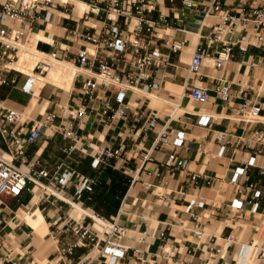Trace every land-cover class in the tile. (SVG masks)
Listing matches in <instances>:
<instances>
[{
    "label": "crops",
    "instance_id": "1",
    "mask_svg": "<svg viewBox=\"0 0 264 264\" xmlns=\"http://www.w3.org/2000/svg\"><path fill=\"white\" fill-rule=\"evenodd\" d=\"M75 3L74 14L81 15L87 5ZM150 16L155 18L157 12ZM185 16L171 19L153 39L151 48L169 54L168 63L150 68L149 82L158 83V87L129 92L126 115L109 123L96 117L89 106L109 103L116 107L113 88L100 86L94 105L89 104L83 114L77 112L85 102L82 75L73 62L87 42L65 33L62 24L56 23L59 15L55 11L49 24L36 26L11 73L17 77L16 85L3 86L0 95L6 105L21 112L20 125L25 131L43 112L58 115L55 126L45 128L41 138L27 147L28 158L39 160L38 169L73 171L65 191L71 198L81 175L94 179L92 191H84L81 201L127 229L121 239L127 249L112 261L111 254L100 251L112 235L99 233L100 246H78L59 261L58 248L77 238L54 226L55 220L65 217L68 205L53 203V197L41 198L42 190L36 186L33 194L24 191L16 198H1L2 234L10 235V244H19L22 264H264V36L259 41L251 35L252 45L245 50L235 46L230 60L216 68L214 57L220 45L209 44L215 18L191 11ZM176 41L184 42V48L172 52L170 44ZM198 43L206 56L199 73L192 75L189 68ZM40 61L50 64L44 75L36 74ZM28 81L31 92L25 88ZM226 83L230 84L228 100L219 94V87ZM193 84L208 89L207 102H197L189 95ZM242 86L247 88L246 96L262 106L259 120L252 123L241 117ZM154 114L158 124L149 128ZM201 115L210 116L208 125L199 124ZM62 119L73 123L80 133L78 142L65 139L57 130ZM164 129L170 136L182 133L183 145L162 144L159 135ZM220 131L228 132L230 144L220 141ZM100 147H111L117 155L94 167L93 158ZM172 152L187 160V169L166 164ZM251 158L252 165L248 164ZM237 170L240 173L234 180ZM192 174L197 178L192 179ZM9 197L12 201L6 202L4 198ZM235 200L241 203L239 207ZM193 201L197 221L187 210ZM81 210L80 204H75L72 212L76 215ZM87 212L93 215L91 210ZM196 224L203 229L201 238L193 232ZM95 227L103 229L100 223ZM228 235L234 238L229 246Z\"/></svg>",
    "mask_w": 264,
    "mask_h": 264
},
{
    "label": "built area",
    "instance_id": "2",
    "mask_svg": "<svg viewBox=\"0 0 264 264\" xmlns=\"http://www.w3.org/2000/svg\"><path fill=\"white\" fill-rule=\"evenodd\" d=\"M87 5V9L81 15H75V0H0V90L6 85H16L17 77L11 75L15 70V64L19 60L20 52L24 44L28 43L36 26L46 25L51 22L52 11L59 15L56 23L62 24L64 32L69 33L79 40L87 42V47L79 49L77 58L73 62L77 71L82 75L81 96L85 105L78 114L86 112L88 105L97 99V91L100 86L115 90L116 107L109 103L95 108L89 106L91 112L104 122H113L126 115L129 107L128 93L134 90L148 91L158 87V83L149 82L152 74L151 67H159L168 63L169 54L163 53L158 47H152L153 39L159 37V28L170 24L171 19L185 18L186 11L194 14H203L204 17L215 18L212 25L209 44H218L217 54L214 57V65L221 68L229 61L235 46L247 49L252 45L251 35L258 40L264 36V0H80ZM178 11L177 16H175ZM157 12L154 18L150 16ZM239 34V35H238ZM184 42H172V52L182 51ZM205 52L201 43L195 48L189 72L198 74L205 59ZM51 57L55 58L56 53ZM50 64L40 61L36 64V74L44 75L48 72ZM79 77V76H78ZM26 91L31 92L30 81L26 82ZM247 88L239 89L243 102L240 106L241 117L249 122L259 120L262 106L246 96ZM219 94L224 100L230 97V84L219 87ZM189 95L197 102L205 103L209 100L208 89L200 84H193L189 89ZM64 114V113H63ZM56 113L43 112L36 119L28 131L20 125L22 114L16 108L6 105L0 95V204L3 196L19 197L24 191L34 193L36 186L42 192L40 197L50 199L52 202L62 201L70 208L65 217L55 220L56 230L64 233H72L77 238L74 242H63L58 248V260L74 253L76 247L93 243L100 246L99 233L112 235L105 241L100 251L109 253L113 257L123 255L127 246L121 241L126 235L127 229L121 226L116 219L107 220L85 206L81 201L84 191H92L96 181L89 176L81 175L78 185L75 187L74 197L65 193L72 180L73 171L58 167L51 171L47 167L38 169L39 160L30 159L26 154L27 147L36 143L44 133L45 128L55 126ZM59 117L63 118L62 115ZM210 116L201 115L199 124L208 125ZM156 114L150 117L148 127L157 126ZM65 139L75 143L81 139L80 133L73 123H67L64 119L56 126ZM256 138L260 139L261 135ZM184 135L179 133L170 136L164 129L159 135L162 144L171 143L182 146ZM219 139L224 144H230L228 132L220 131ZM72 148V147H71ZM124 146L120 147L123 150ZM117 152L111 147H100L96 150L92 165L99 167L106 159L115 157ZM149 154L144 157L147 159ZM254 158L248 160L252 165ZM166 164L174 169H187L188 162L176 156L172 152ZM240 171L234 174V180ZM197 175L192 174V179ZM43 179H47L45 182ZM169 199L164 196V201ZM235 200L234 205H239ZM75 204H80L82 210L79 217L71 214ZM193 204L188 205V212L194 221L197 214L193 211ZM198 205L202 206L203 202ZM91 210L93 215L87 211ZM89 220V222H87ZM100 223L104 229L95 227ZM4 227H0V264H22V254L18 251L19 244L9 243V236L2 234ZM194 234L201 238L204 234L200 225L196 224ZM164 235V232L161 233ZM53 238L59 242L57 232H53ZM227 245L234 241L232 235L227 236ZM220 253L219 249H215ZM57 260V261H58ZM243 264V263H241Z\"/></svg>",
    "mask_w": 264,
    "mask_h": 264
},
{
    "label": "rangeland",
    "instance_id": "3",
    "mask_svg": "<svg viewBox=\"0 0 264 264\" xmlns=\"http://www.w3.org/2000/svg\"><path fill=\"white\" fill-rule=\"evenodd\" d=\"M86 47H87V45H86ZM4 197V196H3ZM4 200L6 201V202H11L12 201V199L9 197V198H4ZM70 208V206H68V209ZM73 209V208H72ZM72 209H71V214L74 216V217H79L80 216V212L78 213V214H74L73 212H72Z\"/></svg>",
    "mask_w": 264,
    "mask_h": 264
},
{
    "label": "bare ground",
    "instance_id": "4",
    "mask_svg": "<svg viewBox=\"0 0 264 264\" xmlns=\"http://www.w3.org/2000/svg\"><path fill=\"white\" fill-rule=\"evenodd\" d=\"M78 1H80V0H78ZM52 15V14H51ZM51 18V17H50ZM25 48V44H24V46H23V49ZM22 49V50H23ZM49 70V69H48ZM101 225V224H100ZM101 227L104 229V227L101 225Z\"/></svg>",
    "mask_w": 264,
    "mask_h": 264
}]
</instances>
